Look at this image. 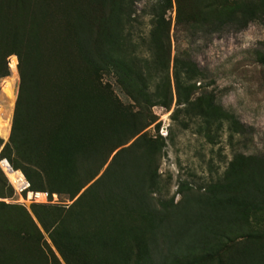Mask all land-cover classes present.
Listing matches in <instances>:
<instances>
[{
	"label": "rangeland",
	"instance_id": "374dc122",
	"mask_svg": "<svg viewBox=\"0 0 264 264\" xmlns=\"http://www.w3.org/2000/svg\"><path fill=\"white\" fill-rule=\"evenodd\" d=\"M102 1L106 4L103 15L95 14L98 11L91 13L92 4L88 0H0V35H9L18 29L20 45L14 52L21 58H33L35 49L39 52L30 68L35 69L33 75L38 82L35 94L40 97L38 106L31 104V110L20 120L22 138L14 137L16 148L13 147L14 139L10 142L8 136L19 79L15 56L9 55L6 58L8 76L0 80V160H5L18 173L21 169L32 172L43 191L55 193L54 199L51 195L45 204L33 202L30 195L18 194L13 189L0 168V258L6 260L4 255L10 254L11 258H22L23 264H39L41 255L49 257L52 254L59 264H64L49 240L50 227L60 222L61 236L70 235L75 243L83 239L78 246L86 255L93 253L94 262L97 258L116 262L110 252L101 253L97 247L94 240L97 235L91 224L113 221L127 236L135 232L139 238L147 231L148 223H153L147 215L150 212L143 207L147 206L164 218L159 220V232L163 234L157 236L153 264H169L173 257L167 255L163 245L168 244L166 240L173 245L177 235L182 233L204 235L213 245L222 238L216 246L233 247L230 252L240 259L250 249L249 253L258 254L249 258L251 264H264V18L241 28L238 22H227L223 18L226 9L221 6L230 0H171L160 28L162 42L156 41L157 37L150 45V34L157 29L151 9L155 0H134L121 9L118 45L123 50L120 56L124 66L134 67L138 74L143 68L151 69V80L146 81L147 91L161 85L167 93L165 107H151L156 103L153 100H132L138 84H128L123 73L99 55L102 46L96 38V25L102 17L106 19L107 8L111 9L113 4L110 0ZM13 12L19 15L18 22L9 20ZM90 16L94 28H91L89 42L84 47L91 55L87 69L83 61L74 57L75 44L71 38L79 24L91 22L88 21ZM80 17L83 21H78ZM201 21L204 22L201 28L194 27V23ZM176 54L192 61L202 73L203 79L195 84V87L200 86L192 98L211 100L214 106L234 115L245 128L242 138L233 136L229 141L223 129L208 134V141L203 130L198 128V120L184 122L182 113L172 115L179 108L171 79V62ZM142 79L137 78V81ZM88 96L89 104L85 101ZM82 108L87 109V114L80 117L78 113ZM128 123L130 129L124 130L122 135L116 133L121 124ZM136 129L138 134L129 138L131 131ZM74 135L77 139H94L98 152L85 162L76 160L73 178L66 172L56 178L49 173V157L53 155L51 148L55 145L52 141L58 136L71 139ZM125 139H129L125 145L109 152L119 140ZM136 139H150L158 148L152 163L157 190L146 193L144 185L145 199L138 198V205L127 211L123 201L113 198L116 191L113 189L112 195L109 193L106 182V190L96 193L97 209L90 199L95 196L83 199L79 205L78 219L87 225L78 226L66 212L74 208L78 198L84 197L88 187L106 170L120 174L123 167L126 172L131 171L132 158L141 160L142 147L138 143L135 149L110 163L119 149L128 148ZM25 159L32 160L35 168L24 166ZM140 162L143 163V159ZM232 162L233 167H230ZM143 171L138 169V176ZM229 173L231 177L224 181ZM90 176L93 178L84 182V178ZM246 176L255 180L262 194L253 202L258 203L257 211L246 209L241 214L248 212L245 227L248 226L251 235L262 238V247L259 241L243 243L248 235L242 234L245 227L233 223V216L226 215L227 208L222 212L217 207L213 211L211 207L214 197L218 196L229 204L247 201L234 202L238 192L247 197L253 193L250 182L243 186H228L232 179L238 177L244 181L248 179ZM73 183H82V187L70 198V192L75 188ZM35 215L39 216L44 228ZM16 225L23 230L18 229L15 233ZM26 235L36 243L18 241ZM89 237H92L90 241ZM74 264H80V260H75Z\"/></svg>",
	"mask_w": 264,
	"mask_h": 264
},
{
	"label": "trees",
	"instance_id": "16d2710c",
	"mask_svg": "<svg viewBox=\"0 0 264 264\" xmlns=\"http://www.w3.org/2000/svg\"><path fill=\"white\" fill-rule=\"evenodd\" d=\"M88 1L92 4V7H90L89 9L91 13L98 11L95 12V14L100 13L101 15H103L104 12L102 11H104V6L106 4L102 0ZM110 1L113 4L111 6V9L107 8V10H109V15L106 16L105 20L102 17L103 19L101 18V20L96 25L98 27L96 31V38L98 39L100 46H102L99 48L100 57L102 56L108 63H111L115 67H117L123 73L124 79L127 80L128 84H138V91H135L136 95H134L135 97L132 96V100L143 102H150L151 100H153L156 103L150 105L151 107H165L167 103V93L166 90H164V87H162L161 85H157L150 92L147 91L148 89L146 86V81L151 80V69L148 70L147 68H143V72L138 74V70L135 72L134 67H125L123 64V58L120 56L121 53L123 54V50L120 45H118L119 17L121 15V9H123L125 6L128 7L134 0H114V2L113 0ZM170 4L171 0H155L154 5L151 7V9H153L152 14H154L156 18L155 23L157 25V29H154V31L150 34V41H148L150 45L154 43L153 38L155 41V38L162 36L160 33V28L164 24L163 15L165 11L169 9ZM221 7L226 9V12L223 14L224 20L227 22L236 21L239 23V26L241 28L245 27L249 22L261 20L264 18V0H230L229 3H224ZM9 16V20L11 22H18L19 15L17 13L13 12ZM79 20L83 21V17L78 18V21ZM90 20L91 22H89L88 24H79L78 27L74 29L72 38L70 36L71 40L75 44V50L73 53L74 57L83 61L84 67H86L87 69V64L89 63L91 55L89 52H85L84 47L89 42L88 39L90 38L91 28H94L92 25L93 21L91 16L88 17V21ZM203 23V21H201V23H194V27L201 28ZM17 31L18 29L15 31L12 30L9 35H0V80L8 76L6 58L9 55L15 56L16 71L19 79L8 136L10 142L13 141L14 137L16 139L21 137L22 123L20 122V120L28 111L31 110V104L35 103L36 107L40 103V97L35 94V92L38 90V82L33 75L35 69L30 68L31 62L35 59V56H37L39 52L35 49L33 58L19 57L18 54L14 52V50L17 49L20 45ZM161 39L162 37H159L156 41H161ZM27 62L29 64L28 66ZM140 77L143 78L141 82L137 81V78L139 79ZM171 79L175 91L176 106L179 107L172 114L173 116H175L176 113H182V116L184 117V119H186V121L184 122L192 123L193 121L198 120V128L201 131L203 130L204 136L208 141V136L212 131L213 133H216L218 132V130L223 129L227 133L229 141L233 136L242 138L245 135L244 126L239 123L234 115L221 109V107L219 106H214L211 100L192 98V95L196 91L197 87L200 86V84H198V86L195 87V84L198 83L199 80L201 81L203 79L201 71L192 61L184 59L181 57V55L176 54L171 62ZM35 88L37 89L35 90ZM33 95H35L36 97H33ZM86 98L87 99L85 101L87 102V104H89V100L91 99H88L89 96ZM31 100L34 101L31 103ZM86 114L87 109L84 108H82V111L78 113L80 117L85 116ZM130 125V123L121 124L116 133L122 135V132L124 130H128L131 128ZM138 132L139 130L137 129L135 131H131L128 137L132 138L136 136ZM127 140L129 139L119 140L118 143L111 147L109 152H112L114 149L125 145ZM19 142L21 141H16V143ZM95 142L96 141L94 139H77L75 135L73 136V138L71 137V139H65L58 136L56 140L52 141V143H54L55 145H53L51 148L53 150V155L49 157V173H53L54 175H52L56 178L63 176L65 172L66 174L70 175L71 178L76 176L74 175V173H72V168H74L73 165L77 163L76 160L82 159V161L85 162L91 159L93 157V154H96L98 152V144L95 145ZM153 142L154 141H151L150 139H136L134 143L128 148L119 149L113 155L110 164H113L115 159L119 157V155L124 154L129 150L131 151L133 148L135 149L137 143L142 147L140 161H142L143 159V163L138 161L137 157H133L132 169L129 172H126L123 167L120 174L115 172L109 173L107 172L108 170H106V172L99 180L95 181L90 187H88L85 196L82 198H78V201L76 202L74 208L70 209V212L67 211L66 214L68 213L71 219L76 220V224L78 226L84 227L85 225H87V223L78 219L81 213V206L79 205H81V202L84 201L83 199H87V197L89 196H95V198L90 199L93 203L92 206L96 207L97 209L99 207V204H96V202L98 201L96 193H98V190L101 191L104 188L106 190V182H108L109 193L111 194V191L114 189L116 193L111 195L113 196V198H115L116 201H123V203H125L126 205L127 211H130L132 208H135L136 205H138V198H143L142 200L145 199L142 191L144 185L147 190L146 193H153L154 191H156L157 177L155 171H153L152 163L153 157L158 152V148H155L153 146ZM159 143L161 144L160 141ZM92 145L95 146L92 147ZM13 147H15V139L13 142ZM88 151L91 152L87 153ZM234 162L230 164V167H233ZM24 164V166L26 167L35 168L34 163L32 162V160L30 161V159H25ZM18 168L21 169V167ZM11 169L15 171L16 168L11 167ZM138 169L144 170L143 174H140V176H138ZM232 171L233 169L230 171V173ZM20 173L22 174L24 180L28 183V191L33 193H45L48 198H50L51 195L55 194L51 193L52 191H43V187H40L37 181H35L34 176L36 175H34L32 172L27 173L23 169H21ZM230 173L226 175L224 181L229 180V177H231ZM80 174L81 175H79V178L82 176V173ZM93 176L84 178V182L90 181ZM247 178V180L241 181L240 178L236 177L235 180L232 179V182L228 185L243 186V184H245L246 182H250L252 188L251 190H253V193L249 197H247L238 192L237 194L239 195L236 197V200L234 202L238 201L239 199L240 201L242 199H246L247 201L240 202V204H229V201L218 196L214 197L215 201L211 206L213 208V211H216L217 208H219L220 210L222 209L223 212L224 209L227 208L228 210L226 212V215L233 216V223L244 227L246 226L244 222H246L247 213L257 211L258 205L256 204L258 203L253 204V202H256L262 194L260 186L255 182V180H253V178ZM73 184L75 188L70 192V198H72L74 194H76L82 187V183H78L77 185L76 183ZM106 204L112 203L106 202ZM221 204H223L224 206H222ZM37 205L40 206L41 204ZM2 206L5 207V205ZM143 207L147 208L150 212L147 215L149 217V220L153 223H148L147 231L143 236L139 238L135 232H133L132 234L129 233V235L127 236L125 230L120 228L113 221L109 223L101 221L95 224H91L93 225L91 228H94L93 230H95V234L97 235L94 240L97 242V247L100 249L101 253L110 252L111 258L116 259L117 262L116 263L113 260L110 261L106 258H97L96 260H99L100 264H153L152 254L157 245V236H161V234H163L159 232L161 230V223L159 222V220L161 218H164L162 214L159 215L158 211L152 212L151 209H149L147 206ZM242 210L250 211L245 212L242 215ZM154 214L159 215L160 217L155 216ZM35 216L40 226L44 228V224L39 216ZM155 217L156 221H154ZM228 220L230 221V219ZM59 223L60 222H58L55 226L50 227L51 234L49 240L63 263L74 264L75 260L79 259L80 264H96V260L94 262V259L92 258L94 254L88 253V255H86L84 251H82L78 246V243L82 242L83 239H81L78 243H75L73 239L69 237L70 235H68V237L66 238H64V236H61L59 231L62 229L61 223ZM16 227L17 228L15 229V233L18 229H20V231L23 230V227H20V225H16ZM247 228L248 226L243 229L244 233L242 234H248L246 235V240L243 243H247L251 240L259 241V245L260 247H262V238H260L259 235H251L248 231L249 229ZM187 236L188 235H185L184 233H182L181 235H177V237L175 236L176 241L173 245L169 244L168 240H166L168 244H165L163 246L167 251V255L171 254L170 257H173L169 264H251L249 258L252 257L253 254L258 255L254 252L249 253V249L246 251V256L240 259L237 255H235V253L230 252L233 247H226L224 244H222L221 246H216V243L223 240L222 238L215 241L213 245V243H210L204 235ZM91 238L92 237H89L88 241H90ZM18 241L20 243H26L28 241L36 243L33 238L29 237V235L20 237ZM83 246H85V243L83 244ZM85 249L88 250V248ZM5 256L7 257V259L5 260L3 257H1L0 264H23L22 258L16 256H13V258H11L10 254L4 255V257ZM39 264L59 263L56 261L53 255L50 254L49 257L41 255L39 257Z\"/></svg>",
	"mask_w": 264,
	"mask_h": 264
},
{
	"label": "built area",
	"instance_id": "2783aa9c",
	"mask_svg": "<svg viewBox=\"0 0 264 264\" xmlns=\"http://www.w3.org/2000/svg\"><path fill=\"white\" fill-rule=\"evenodd\" d=\"M2 163V164H1ZM3 165V166H2ZM0 168L4 175L6 176V173H15L16 171H13L5 160H0ZM20 174V173H19ZM21 175V174H20ZM7 177V176H6ZM9 180V179H8ZM10 182V181H9ZM13 189L19 194L25 192L27 195H30V199H32L33 202H43V204L47 203L48 196L45 193H33L28 191V183L24 180V178L21 176V181H19L17 184L16 182L12 183L10 182ZM54 199V196H51ZM41 204V203H38Z\"/></svg>",
	"mask_w": 264,
	"mask_h": 264
},
{
	"label": "bare ground",
	"instance_id": "6f19581e",
	"mask_svg": "<svg viewBox=\"0 0 264 264\" xmlns=\"http://www.w3.org/2000/svg\"><path fill=\"white\" fill-rule=\"evenodd\" d=\"M2 164V163H1ZM3 166V165H2ZM6 176H7V178L9 179V181L10 182H16V184L19 182V181H21V175L18 173V172H15V173H10V172H8V173H6Z\"/></svg>",
	"mask_w": 264,
	"mask_h": 264
}]
</instances>
